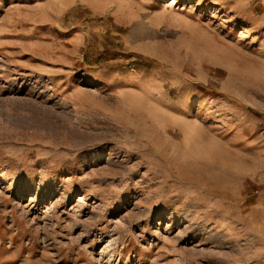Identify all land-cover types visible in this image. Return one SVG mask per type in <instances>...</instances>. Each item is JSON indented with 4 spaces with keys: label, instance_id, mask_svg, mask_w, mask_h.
<instances>
[{
    "label": "rangeland",
    "instance_id": "1",
    "mask_svg": "<svg viewBox=\"0 0 264 264\" xmlns=\"http://www.w3.org/2000/svg\"><path fill=\"white\" fill-rule=\"evenodd\" d=\"M161 1L134 25L155 58L109 16L0 0V264H264V0Z\"/></svg>",
    "mask_w": 264,
    "mask_h": 264
},
{
    "label": "crops",
    "instance_id": "2",
    "mask_svg": "<svg viewBox=\"0 0 264 264\" xmlns=\"http://www.w3.org/2000/svg\"><path fill=\"white\" fill-rule=\"evenodd\" d=\"M48 1H49L48 3L50 4L42 8L44 10L46 9L42 13L49 14L48 16L58 15L59 13L61 14L62 12H65L69 9L72 10L80 7L87 9L92 15L96 17L109 16L110 22L107 25V27H105L104 31L107 34L117 35L120 29L126 28L127 32L121 35L119 40L124 45L127 51L132 53L142 54L147 57L156 58L158 56L152 52L148 53L141 49V45H140L141 41H139L134 37V25L136 20L140 19L141 21H143L145 18L149 16H153L155 12L160 13L159 11H161V9L164 8L163 6H166L161 0H100V3L97 7H94V5L86 1L69 0L68 2L69 4H67L66 6H60L61 8L55 5L56 0H48ZM213 2L216 1L213 0ZM250 2L251 1H248L246 4L249 5ZM52 5H55L56 8L52 7ZM165 8L171 11H175L174 9H172V7H168V8L165 7ZM133 15L138 16V18L132 19L131 17ZM40 28H42V26ZM43 29H45L44 26ZM166 29L167 28L164 25H162L158 27L156 33H158L160 30L166 31ZM70 35L73 37V39L78 38V42L73 43L71 46L68 45L64 47L65 50L63 49V51H61L60 53L57 51L56 55L60 56L62 60H65L66 61L65 64L67 66L75 67L76 66L75 61L79 59L80 49L84 37H82L81 32H72ZM53 42H55V40H53ZM170 45L174 46L172 43ZM41 46L42 45H40V47ZM46 48H47L46 51H43L40 48L39 50L40 56L43 55V52L45 56L48 54L51 55L54 54V50L52 48L50 47H46ZM64 54H66V56L68 57L67 59L62 58ZM103 72L106 73L107 71H105V69H100V71L97 74H93V75L83 74V77L90 78L92 82L97 84L98 82H101L103 81V79H105ZM113 77L118 79L116 80V82H120L119 78L121 77V75L119 76L113 75ZM112 78H110V80L108 79V81L106 80L105 83L103 82L102 83L104 87L106 86L110 90H116V86L118 83L117 84L111 83ZM262 182L264 183L263 180ZM253 206L256 208L252 211L251 214H253V216H256L259 219V221L257 220L259 224L264 225V188L262 189V192L259 193L258 197H256V199L253 200ZM256 239L258 241L259 246L261 248H264V235L262 237H256Z\"/></svg>",
    "mask_w": 264,
    "mask_h": 264
},
{
    "label": "bare ground",
    "instance_id": "3",
    "mask_svg": "<svg viewBox=\"0 0 264 264\" xmlns=\"http://www.w3.org/2000/svg\"><path fill=\"white\" fill-rule=\"evenodd\" d=\"M176 3H179V0H174L173 1V3H171V5H173V4H176ZM168 15V14H167ZM152 16H149V17H147L146 19H148V21H150V18H151ZM155 22L154 21H152V24H154ZM138 24H140V23H138ZM156 25V24H155ZM178 68L179 67H175V70H176V72L178 73L179 71H178ZM176 72L174 71L173 73L175 74V75H177L176 74ZM156 78L157 77H153V79L152 80H149L147 83L144 81V86L145 87H147V88H149V90H151L153 93H156L157 91H158V88L154 85V82H157V80H156ZM147 81V80H146ZM165 101V100H164ZM162 102V101H161ZM169 102V101H168ZM184 102V101H183ZM162 104H164V106H166L167 108H169L167 105H165V102L163 103L162 102ZM172 107H173V104H172ZM176 108H178V107H176ZM183 108V107H182ZM182 108H181V110H182ZM177 111V110H176ZM180 112V111H179ZM182 112V111H181ZM183 132H184V136H185V138H187V139H189L190 137H191V135H192V133L194 132L193 131V129H192V127H190L189 125H187V127H185L184 128V130H183Z\"/></svg>",
    "mask_w": 264,
    "mask_h": 264
},
{
    "label": "built area",
    "instance_id": "4",
    "mask_svg": "<svg viewBox=\"0 0 264 264\" xmlns=\"http://www.w3.org/2000/svg\"><path fill=\"white\" fill-rule=\"evenodd\" d=\"M260 193V191L259 192H257V194H259Z\"/></svg>",
    "mask_w": 264,
    "mask_h": 264
}]
</instances>
